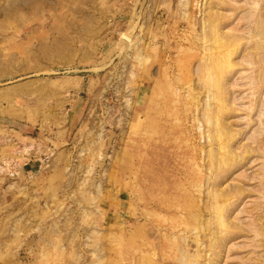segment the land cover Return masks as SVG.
Masks as SVG:
<instances>
[{"label": "rangeland", "instance_id": "374dc122", "mask_svg": "<svg viewBox=\"0 0 264 264\" xmlns=\"http://www.w3.org/2000/svg\"><path fill=\"white\" fill-rule=\"evenodd\" d=\"M3 159L0 264H264V0H0Z\"/></svg>", "mask_w": 264, "mask_h": 264}, {"label": "bare ground", "instance_id": "6f19581e", "mask_svg": "<svg viewBox=\"0 0 264 264\" xmlns=\"http://www.w3.org/2000/svg\"><path fill=\"white\" fill-rule=\"evenodd\" d=\"M218 130V129H217ZM218 131H220V128H219V130ZM217 132V131H216ZM218 133H221V132H218ZM219 135V134H218ZM217 135V136H218ZM220 136V135H219ZM218 136V137H219ZM31 148L33 149L34 147H33V145H24L22 148H21V150L19 151V152H21V153H24V154H26L29 150H31ZM227 148V147H226ZM226 150V149H225ZM1 163V162H0ZM3 164L4 165H0V172H4L5 171V169L9 166V161H7L6 159H3ZM220 212V211H219ZM218 212V213H219ZM222 214V213H221ZM223 216V215H222ZM219 217H221V215L219 216ZM220 219V218H219ZM222 220H221V222L223 221V217L221 218Z\"/></svg>", "mask_w": 264, "mask_h": 264}, {"label": "crops", "instance_id": "0c3cea01", "mask_svg": "<svg viewBox=\"0 0 264 264\" xmlns=\"http://www.w3.org/2000/svg\"><path fill=\"white\" fill-rule=\"evenodd\" d=\"M30 152V151H29ZM29 154L30 153H28V155H26V156H29ZM25 159H27L23 164H22V167H21V169L23 170V172L26 170V169H28L29 167H31V168H33L34 169V165L36 164L35 163V161H36V159L35 160H33V159H28L27 157L25 158ZM30 161H32L31 163H29ZM26 166H27V168H26Z\"/></svg>", "mask_w": 264, "mask_h": 264}]
</instances>
